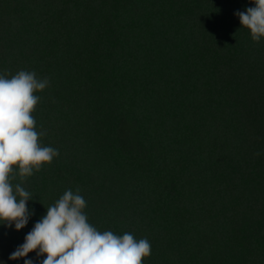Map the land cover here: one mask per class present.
Listing matches in <instances>:
<instances>
[{
  "label": "trees",
  "instance_id": "16d2710c",
  "mask_svg": "<svg viewBox=\"0 0 264 264\" xmlns=\"http://www.w3.org/2000/svg\"><path fill=\"white\" fill-rule=\"evenodd\" d=\"M253 6L0 0V74L35 72L51 86L59 73L76 83L59 103L48 89L35 94L39 142L58 150L63 128L76 133L68 123L84 140L94 131L110 142L113 167L131 177L137 196L116 222L95 227L146 238L143 264H264V38L254 42L234 15ZM58 152L25 178L27 225L0 224V264H12L10 254L66 190L99 192V175ZM28 258L43 259L30 252L18 264Z\"/></svg>",
  "mask_w": 264,
  "mask_h": 264
},
{
  "label": "clouds",
  "instance_id": "9594fccd",
  "mask_svg": "<svg viewBox=\"0 0 264 264\" xmlns=\"http://www.w3.org/2000/svg\"><path fill=\"white\" fill-rule=\"evenodd\" d=\"M251 2L253 7L234 15L249 30L251 39L259 42L264 38V0ZM48 83L38 79L35 72L21 70L11 78L0 74V224L14 225L16 231L33 215L28 207L33 198L22 183L13 184V180L19 177L23 182L59 155L57 149L41 146L39 139L45 133L36 130L32 115L40 100L34 93L44 90ZM85 207L79 189L66 190L34 223L9 260L35 252L37 258L43 257L39 264H143L151 255L146 238L137 240L130 233L97 230L88 222ZM24 264H33V260L24 259Z\"/></svg>",
  "mask_w": 264,
  "mask_h": 264
},
{
  "label": "rangeland",
  "instance_id": "374dc122",
  "mask_svg": "<svg viewBox=\"0 0 264 264\" xmlns=\"http://www.w3.org/2000/svg\"><path fill=\"white\" fill-rule=\"evenodd\" d=\"M52 81L51 86L39 91V93L46 89L48 90L44 92L45 94L52 95L55 93L58 97L53 100L54 103L64 101L66 98L70 99L71 95L75 93V89L77 88V85L73 80L68 81L65 76H62V74L59 73L53 76ZM34 94H37V92ZM90 94L91 92H89V95ZM68 106L71 107V104ZM74 110L75 108H72L70 111ZM70 127H74L76 133L73 134L67 132L63 128L65 137L59 140L61 142L58 144V150L65 153L66 158L72 156L79 159L86 166V169L89 172L87 174L90 177L94 176V178H98L97 176L99 175L100 178L98 181L100 187L99 192H94L92 196L84 194L88 222L94 227L102 222H116L117 217L122 213L121 209H123V213L129 212L128 207L126 208V201L132 199L135 200V197L137 196L134 194V190L131 186L135 183L131 181V177L128 179L126 177L127 175L124 176L121 168L113 167L116 163L113 161L110 150H108V144L110 142H103L100 133L97 134L93 131V133L88 134L87 139L84 140L83 133L81 134L80 132L82 131L81 127L72 126L70 123H68V126L67 124L65 126V128ZM87 140L89 143H87ZM55 143L57 142L55 141ZM101 180L103 182H101ZM126 181L128 182L126 183ZM16 183H22V186L25 189L28 187L25 179L23 182L19 180ZM125 224L127 225V223ZM19 260L20 259L13 260L12 264H18ZM145 260L146 259H143V261Z\"/></svg>",
  "mask_w": 264,
  "mask_h": 264
}]
</instances>
